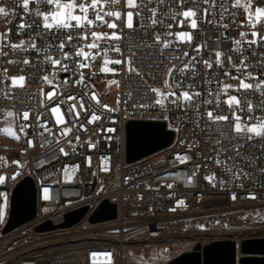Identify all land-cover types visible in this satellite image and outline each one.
<instances>
[{
  "label": "built area",
  "instance_id": "1",
  "mask_svg": "<svg viewBox=\"0 0 264 264\" xmlns=\"http://www.w3.org/2000/svg\"><path fill=\"white\" fill-rule=\"evenodd\" d=\"M21 4L22 0H0V7H4L8 13L7 16L0 15V33L8 32L9 43L23 40L27 44L35 39L41 51L37 53L29 48L25 52L23 49L4 47L3 51L8 55H0V121L9 119L6 117L8 111L17 114L13 122L20 137L17 158L22 163L21 169L13 163L8 167L4 173L7 183L0 187H8V195H11L14 186H10V178L15 173H23V178L30 176L37 190V214L27 224L0 236V264H119V253L128 237L137 238V243L141 245L155 244L168 236L171 224L177 221L200 215L206 218L229 217L243 209L264 206V138L254 137L249 141L235 137L231 120L213 123L208 119L207 111L231 117L228 106L223 103L227 96L221 94L218 108L215 103H203L205 99H213L208 96V91L220 86L217 80L238 84V81L224 75L225 72L236 75L225 56L232 55L233 63L243 59L240 53L231 51L236 47L233 40L242 39L239 36L241 31L248 32L247 39H252L251 29L246 23L244 27H238L240 22L246 21L243 9H229L236 11L238 15L234 22L231 17L225 16L222 23H229L227 30L204 22H200L198 30H192L179 29L171 21L167 9L170 6L173 10H178L174 0H166V4L159 7L158 11L165 16L164 25L173 24L172 31L193 32L192 47L183 44L177 46L178 49L188 51L189 57L197 56L192 49L205 41L208 48L202 49L197 56L198 60L214 61L215 51L224 53L221 57L224 60L223 67L213 63V68L207 69L201 62L196 65L198 75L186 74L195 83L192 89H187L190 81L185 80L183 87L189 91H200L202 95L191 104L186 105L181 101V106L177 107L169 103L171 97L163 106L155 104L158 97L151 89L164 90V80L168 79L167 69L173 64H179L178 61L168 62L164 58L169 55L180 56L179 50L166 49L161 55L158 47L154 49V57H148L142 62L147 64L154 59L152 67L154 69L159 65V70L144 68L143 80L134 75L130 77L124 65L108 64L107 67L113 71L102 72L100 69L105 67L103 56L90 61L91 66L84 69L75 64L81 58L73 56L72 60L64 61L69 65V71L61 72L45 61L47 55L61 58L62 54L56 49L59 41L53 39L52 33L43 29L42 18L35 15V8L40 5H30V10L25 12ZM157 7V0H153L142 11L141 16H136V10L128 9L125 0H121L113 9H106L121 12L120 20L105 17L108 22H115L117 29H108L106 25H99L97 22V26L91 31L109 34L112 31L118 32L124 39L110 43L120 44L122 53L126 56L130 48L135 49L136 44L145 41L151 43L148 37L153 31L167 30L164 25H157L155 29L140 27L144 18L151 15L148 9ZM129 10L133 11V23L136 26L134 30L125 27L126 13ZM89 16L92 18L93 14L90 12ZM215 18L219 19V16ZM21 23L31 24L33 27L21 30L18 27ZM36 25L40 27L37 28ZM257 30L264 32V27ZM141 36L144 37L143 41ZM88 42L90 41L74 40L65 50L74 52L80 44ZM216 43L218 47L214 49L212 45ZM262 43L264 42L258 40V45L244 51V55L248 56V71L264 80L259 64V61H264V56L259 55L264 51L259 46ZM253 50L257 56L251 55ZM189 57H184V62ZM108 58L122 57L120 53L112 51L108 53ZM24 59H29L32 63L25 65L22 63ZM9 60L17 63L10 64ZM53 72L56 74L53 83L58 88L56 95L48 100L41 94V90L47 93L53 89L42 77L49 75L51 79L50 74ZM81 72L84 74L83 83H76L80 80ZM18 75L26 77L24 87L12 86L10 78ZM112 80L118 81V86L110 84ZM209 80L213 83L209 84ZM176 91L179 94L180 90ZM93 92L99 103L92 98ZM228 95L250 99L257 106L252 115L264 116V111L261 110L264 97L259 93H236L230 89ZM69 96H75L76 99L69 100ZM81 101L84 109L80 108ZM72 104L76 105L79 118L74 113H68V107ZM57 105L66 123L57 125V115L50 111ZM104 105L108 107L105 108ZM24 111L29 112L28 120H23L19 115ZM238 114L246 118V112ZM93 115L100 118L92 120ZM132 120L164 122L167 129L174 133L172 144L161 152L126 163L125 129L126 123ZM45 123L51 129V134L41 127ZM21 124L28 126L21 131ZM1 126L0 124V128ZM64 129L71 131L64 135ZM222 131L235 137L232 144L239 146V155L231 144L228 152H220L221 143H227L221 136ZM29 140L32 146L29 145ZM61 149L64 151L61 152ZM218 152L221 160H226L229 156L234 159L227 160V164L216 165ZM177 157H186V160L181 162ZM206 177H212V180ZM233 196L236 198L233 199ZM105 199L116 204L117 217L104 222L108 226L103 233L82 234L78 239L63 237L51 244L35 243L29 247L25 243H17L26 235H57L61 230L37 233L35 227L47 220L54 224L62 223L67 212L84 205L89 206L84 219L87 220ZM5 212L4 198H0V217H6ZM106 229H114L113 238H106ZM92 253H111V259L109 261L103 255H98L93 260Z\"/></svg>",
  "mask_w": 264,
  "mask_h": 264
},
{
  "label": "snow or ice",
  "instance_id": "2",
  "mask_svg": "<svg viewBox=\"0 0 264 264\" xmlns=\"http://www.w3.org/2000/svg\"><path fill=\"white\" fill-rule=\"evenodd\" d=\"M120 2L121 0H22L21 7L25 12H28L30 10V5H40V7L35 8V15L42 18L43 29L48 33H52L53 39L59 41L56 45V49L62 54L61 58L47 55L45 56V61L49 63L52 68L61 72L69 71V65L64 63V61L72 60L73 56L81 58L75 61L76 66L80 69L89 68L91 66L90 61L95 60L98 56H103V63L105 67L100 69L102 72L113 71L112 68L107 67L108 64L124 65L130 77L134 75L143 80L144 73L142 70L144 68L147 67L153 71L159 70V65H157L154 69L152 67L154 59L149 61L147 64L142 62L146 61L148 57H154V49L158 47L161 55H163L164 50L166 49H173L174 51L179 50L181 52L180 56L169 55L164 58L168 62H171L172 60L179 62V64H173L172 67L167 69L168 79L164 80V90L152 88L151 92L158 97L155 99V104L157 105L163 106L164 102L169 100V97L172 98L169 100V103L176 105L177 107L181 106V101H183L186 105L193 103L195 98L200 97L202 93L200 91L187 90L192 89L195 82L191 81V77L186 76V74L190 73L192 76L198 75L196 65L201 62L207 69H212L213 63L223 67L224 60H222L221 57L224 56V53L221 51H215L214 61L211 59H203L202 61L198 60L197 56L201 54L202 49L208 48L207 41L203 44H196L192 49L197 53V56L189 57L188 51L178 49L177 46L181 44L186 47H192L193 32L184 30L174 32L172 31V23L164 25V13H160L158 9L166 4V0H157L158 7L148 9L151 15L144 18L140 27H152L155 29L157 25H164L167 30L153 31L152 35L148 37V39L152 41L151 43H147L145 41L144 43L136 44L135 49L133 50L130 48L128 55L125 56L122 53L120 44L110 43L124 39V37H122L118 32L112 31L109 34L107 32L99 33L91 31L93 27L97 26V22L99 25H106L108 29H117L118 25L115 22H108L105 17H114L115 20H120V11L106 10L113 9V6ZM125 2L128 9H135L136 16H141L142 11L147 8L153 0H139V3L137 0H125ZM174 3L177 5L178 10H173L169 6L167 11L170 14L171 21H174L176 27L179 29L190 28L192 30H198L200 22H204L208 25H212L213 27H223L227 30L230 26L229 23H222L225 16L227 15L231 17V20L234 22L238 15L236 11H230V8L243 9L244 13H246V21L240 22L238 27L242 28L246 23L251 29L250 35L252 39H247L249 35L248 32L241 31L239 36L242 39H234L233 43L236 47L231 50L232 52L240 53L243 56V59H239L238 62L233 63L234 58L232 55L225 56L227 63L235 69L236 75H232L230 72H225L224 75L230 76L232 80L238 81V84L234 85L217 80L216 82L220 86L217 89H210L208 91V96H212L213 99H205L203 103L207 105L215 103L218 108L221 94L227 96V99L224 100L223 103L228 106L231 112V117L229 115H214L213 111H207L206 115L208 119L213 123L228 122L231 120L232 132L235 133V137L246 138L249 141L254 137L264 138V116L255 117L252 115L257 106H255L250 99H246L245 97L228 95V91L231 89L236 93L252 92L259 93L261 97H264V80L259 79V77L254 75L253 72L248 71L250 67L248 56L244 55V51L252 49L254 45H258V40L260 42H264V32L257 30L258 28L264 27V0H232L231 3H229V0H174ZM90 12L93 14L92 18L89 16ZM0 14L5 16L8 15L4 7H0ZM217 15L219 16V19L215 18ZM126 17L127 20L125 27L129 30H134L136 26L133 23V11H127ZM177 17H180V19H177ZM18 27L23 30L25 27L32 28L33 25H25L24 23H21ZM35 27L39 28L40 25H36ZM221 35L224 34L222 33ZM7 37L8 32L0 33V55H8L7 52L3 51L4 47L23 49L25 52H27L29 48L36 50L37 53L41 51V49L38 48L35 39L29 41L27 44L23 40L19 43H9ZM209 39H211V37H209ZM74 40L77 42H90L80 44L74 52L66 51V47L69 44H72ZM141 40H144L143 36H141ZM259 46L264 48V43ZM212 47L214 49L217 48L218 43L213 44ZM85 49H88V51H85ZM112 51L120 53L122 58L109 59L108 53ZM138 52L141 54L137 55ZM251 55L257 56L258 54L253 50ZM259 55L264 56V51H262ZM184 57H189L187 62H184ZM8 62L10 64L17 63V61L13 60H9ZM22 63L29 65L32 61L24 59ZM161 63L163 64V61ZM259 64L261 67V74H264V61H259ZM4 72L6 73L7 69H5ZM50 75L52 77L51 79L49 75L42 77V80L52 86L53 89L47 93H44L43 90H41V94L48 100H51L53 96L56 95V89L58 88V85L53 83L56 79V74L53 72ZM181 77H184V79H181ZM10 79L13 87H16L17 85L19 87H24V82L26 80L24 75L12 76ZM83 80L84 74L81 72L80 80L76 81V83H83ZM185 80L190 81L187 83V89L183 87ZM65 82H67V80H65ZM109 83L116 84L117 86L119 84L116 80H112ZM208 83L211 84L213 81L209 80ZM177 89L180 90L179 94H177ZM92 98L97 100L99 103V100L94 92L92 93ZM68 99L75 100L76 97L69 96ZM61 103H64V101H61ZM140 106L144 107L147 105ZM261 106V110L264 111V100L261 101ZM103 107L107 108L108 106L104 105ZM80 108L84 109V103L82 101L80 102ZM196 110L198 111V106ZM50 111L57 115V125L66 123L63 119V114L60 112L59 105L51 108ZM245 112L246 118L238 114ZM68 113H74L77 118L80 116V113L76 111L75 104L68 107ZM16 115L17 114H14L13 111H8L6 113V117L8 118H15ZM19 115L22 116L23 120L29 119L28 111H24ZM99 118L100 117L96 115L92 116V120H97ZM37 119L39 118L37 117ZM250 121L252 122L250 123ZM6 122L9 124V127H5L3 131L12 135L13 138L17 140L20 139L19 136L15 135V133L10 132L11 121ZM27 126L28 125L21 124L20 130L23 131ZM41 127L51 134V129L47 127L46 123L42 124ZM70 131L71 129H64L62 134L66 135ZM221 136L224 137V140L227 141V143L215 141V143H221L220 152H228L229 144H231L232 149L236 151L237 155H239V146H237V144H232L235 137L232 135H226L223 131L221 132ZM28 143L32 146V142L30 140ZM63 151L64 150L61 149V152ZM220 152L217 153V158L215 159L216 165L227 164V160L234 159V157L229 156L226 160H221L218 158ZM177 159L184 162L186 157H177ZM230 170L231 169H229V171ZM206 179L212 178L206 177ZM169 187H171V185H169ZM235 198L236 197L233 196V199ZM252 198L254 199L255 197L253 196ZM180 203H183V201ZM98 255H103L109 261L111 259V253L91 254L93 260H95Z\"/></svg>",
  "mask_w": 264,
  "mask_h": 264
},
{
  "label": "water",
  "instance_id": "3",
  "mask_svg": "<svg viewBox=\"0 0 264 264\" xmlns=\"http://www.w3.org/2000/svg\"><path fill=\"white\" fill-rule=\"evenodd\" d=\"M125 161L132 163L167 149L174 133L162 121L132 120L126 123ZM89 206L84 205L67 212L64 221L54 224L47 220L35 227V232L45 233L69 229L83 221ZM37 190L33 179L25 176L14 186L9 201V214L3 233L11 232L36 217ZM117 217L116 204L103 200L89 215L90 224L112 221ZM167 264H264V237L233 238L198 243Z\"/></svg>",
  "mask_w": 264,
  "mask_h": 264
},
{
  "label": "rangeland",
  "instance_id": "4",
  "mask_svg": "<svg viewBox=\"0 0 264 264\" xmlns=\"http://www.w3.org/2000/svg\"><path fill=\"white\" fill-rule=\"evenodd\" d=\"M6 121H11L10 132L18 136L13 118L0 121L2 125L0 128L1 186L7 183V176L4 173L12 163L18 169L22 168V163L17 158L19 139L17 140L3 131L5 127H9ZM5 210L7 221L9 203ZM107 226L108 224L105 223L90 224L87 220H83L72 228L62 229L57 235H26L17 243H25L29 247L35 243L51 244V242L63 237L78 239L82 234H101ZM260 237H264V206L243 209L229 217L194 216L171 224L170 233L159 243L141 245L137 243V238L128 237L119 253L118 262L119 264H167L180 254L192 250L201 241L233 238L240 242L243 239Z\"/></svg>",
  "mask_w": 264,
  "mask_h": 264
},
{
  "label": "bare ground",
  "instance_id": "5",
  "mask_svg": "<svg viewBox=\"0 0 264 264\" xmlns=\"http://www.w3.org/2000/svg\"><path fill=\"white\" fill-rule=\"evenodd\" d=\"M22 178H23V173H15L10 178V186H15L16 183H18ZM0 198H4V210H5L6 205H8L10 201V195H8V187H0ZM5 224H6V217H0V236H5V234L3 233V228ZM113 237H114V230L106 229V238H113Z\"/></svg>",
  "mask_w": 264,
  "mask_h": 264
}]
</instances>
